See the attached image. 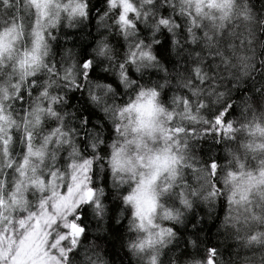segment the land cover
<instances>
[{
    "label": "clouds",
    "instance_id": "obj_1",
    "mask_svg": "<svg viewBox=\"0 0 264 264\" xmlns=\"http://www.w3.org/2000/svg\"><path fill=\"white\" fill-rule=\"evenodd\" d=\"M0 264H264V0H0Z\"/></svg>",
    "mask_w": 264,
    "mask_h": 264
},
{
    "label": "trees",
    "instance_id": "obj_2",
    "mask_svg": "<svg viewBox=\"0 0 264 264\" xmlns=\"http://www.w3.org/2000/svg\"><path fill=\"white\" fill-rule=\"evenodd\" d=\"M167 39L164 41V45L163 47H161L159 49V54L164 55V53L166 52V48H167ZM87 49V45H85L82 48V53L86 52ZM259 67V65L257 66ZM90 75H96V70L95 68L92 69V71L90 72ZM106 78V77H105ZM252 88V84L249 83L246 87L242 88V89H238L236 92V98H239L240 96H243L245 93L249 92ZM73 99H75V94H73ZM235 108V105H233V109ZM91 115H95V113H90ZM214 135V134H211ZM207 143V142H206ZM115 209V206H113V211ZM195 220L196 218L193 217V223L195 224ZM81 223L85 225V228L87 229L88 224H87V215L86 214H82L81 216ZM109 226L111 227V220L109 221ZM195 227L199 230H202L204 233V242L212 245L215 242V237L214 234L212 232V229L210 227H206V226H201L199 224H196ZM115 239L108 241V253L110 254L111 257H114L116 259H120L119 253L117 251V240L119 239V229H112Z\"/></svg>",
    "mask_w": 264,
    "mask_h": 264
},
{
    "label": "snow or ice",
    "instance_id": "obj_3",
    "mask_svg": "<svg viewBox=\"0 0 264 264\" xmlns=\"http://www.w3.org/2000/svg\"><path fill=\"white\" fill-rule=\"evenodd\" d=\"M220 122V118L219 117H217V123H219ZM214 167V166H213ZM69 227L71 228V230H72V234L74 235V236H78L79 235V229H78V227H77V225L76 224H71V225H69ZM75 241H73V243H74Z\"/></svg>",
    "mask_w": 264,
    "mask_h": 264
}]
</instances>
